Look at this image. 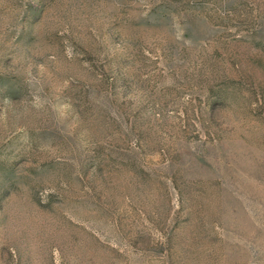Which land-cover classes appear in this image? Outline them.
<instances>
[{
    "label": "rangeland",
    "instance_id": "rangeland-1",
    "mask_svg": "<svg viewBox=\"0 0 264 264\" xmlns=\"http://www.w3.org/2000/svg\"><path fill=\"white\" fill-rule=\"evenodd\" d=\"M0 264H264V0H0Z\"/></svg>",
    "mask_w": 264,
    "mask_h": 264
}]
</instances>
